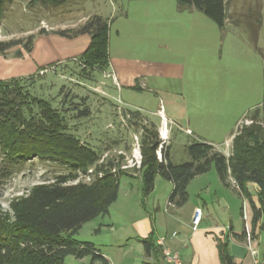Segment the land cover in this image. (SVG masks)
I'll list each match as a JSON object with an SVG mask.
<instances>
[{
    "label": "rangeland",
    "instance_id": "374dc122",
    "mask_svg": "<svg viewBox=\"0 0 264 264\" xmlns=\"http://www.w3.org/2000/svg\"><path fill=\"white\" fill-rule=\"evenodd\" d=\"M180 8L176 0H69L46 7L40 3H30L29 0H12L6 5L0 21V40L24 38L42 28L46 32L73 28L83 23L88 16L98 14L109 22V52L110 47L112 52L114 44L118 43V53L129 56L140 46L153 42L158 46L163 45L159 49L164 54L161 58H167L170 52L164 49L165 43H176V46L180 43L179 45L186 48L189 31L194 24L192 29L194 35H200L198 41L195 39L193 41L195 51L191 49V55L180 56L183 61H191L189 64L186 63L187 67L191 66V78L184 81L186 88L191 90L187 98L199 101L203 113L209 109V113H213L214 116H226V121L230 125L234 119L231 128L233 133L240 128L239 126L236 128L237 123L245 118L251 119L249 116L256 109L257 121L264 125V0H226L227 16L223 29L201 12L195 20L183 19L181 13L177 11ZM16 48L18 46L8 49L7 55L13 57ZM60 49L56 55L66 53L63 45ZM74 58L75 56L55 60L40 66L32 74L14 78H23L22 84L31 95L49 100L52 106L63 114L68 133L74 134L81 144L92 147L98 153L95 161L87 167L108 172L112 165H119L122 162V157L117 155V151L129 150L132 134L137 128L143 127L144 124L147 126L149 123L144 118L140 122L133 118L131 111L138 107L132 106L130 109L124 103L125 105L117 111L118 106L122 104L118 98L119 83L114 73L108 74L106 70L82 71L85 65L81 66V61ZM87 76L92 79H87ZM169 81L165 85L170 91L182 88V85ZM67 91L66 101L63 102V95ZM83 96L86 97L90 113L77 117L71 109L73 104L70 103V99L80 103ZM170 97L178 99L179 96L177 94ZM77 105L78 108L83 107L82 104ZM33 108L36 111V107ZM160 126L161 119L158 127H154L158 131ZM176 127L170 125L172 129L170 159L174 163L187 159L185 145L194 141L192 136L185 135ZM230 138L229 136L222 142L214 144L217 146L215 148L222 152ZM170 142L169 140V145ZM229 144L231 143H228L227 150L231 152ZM114 151L115 155L107 156L100 162L106 152L110 155ZM30 161L23 166L13 167L12 172L4 175L2 173L4 167L10 166L0 152V214L7 212L11 215L12 201L27 196L34 186L56 183L55 176L66 172V166L62 167L57 162L38 158ZM86 168L78 169L76 177L71 182L59 184L66 186L68 183H76L80 180L79 173ZM210 173L213 174L210 177L211 187L219 188L230 198L231 219L237 229H242L244 224V237L248 241L253 237V230L251 231L249 220L245 218L244 206L241 208V198L231 187H224L219 182L214 167ZM209 176L210 174L206 177ZM197 187L195 183L190 188L193 197ZM123 194L129 198L138 196L139 201L143 200L140 176L123 174L119 177L118 199L128 200ZM102 218V215H98L85 222L75 237L87 239L92 224H97ZM257 242L259 244L254 247L257 251L256 257L264 264V216ZM64 264H77V261L72 255H68Z\"/></svg>",
    "mask_w": 264,
    "mask_h": 264
},
{
    "label": "trees",
    "instance_id": "16d2710c",
    "mask_svg": "<svg viewBox=\"0 0 264 264\" xmlns=\"http://www.w3.org/2000/svg\"><path fill=\"white\" fill-rule=\"evenodd\" d=\"M12 0H0V21L6 5ZM69 0H29L46 5L62 4ZM181 8L194 7L223 29L226 20V0H176ZM109 22L98 14L68 29L48 32L65 38L88 34L90 42L74 59L81 61L82 71H105L108 68ZM43 28L24 38L0 40V54L7 55L10 48L18 46L14 56H21L23 49L30 52L38 34L48 33ZM87 79H92L87 76ZM23 78L0 79V152L10 166L3 174H9L15 166H23L31 159L57 162L66 172L55 176L57 182L34 186L27 196L11 202L12 214H0V264H64L66 256L82 258L90 255L91 261L100 255L90 241L74 238V234L90 219L107 215L110 205L118 195L119 177L123 174L140 176L145 197L153 188L156 175L171 181L173 188L168 202L181 206L188 199L187 185L196 176L214 167L220 181L226 187L247 199L252 216V230L264 216V125L258 122L257 109L250 115L252 123L243 125L232 138L230 156L226 157L213 144L194 140L185 145L187 159L174 163L169 157L158 161L155 149L158 132L154 125H143L141 134L142 163L139 172H105L90 182L79 180L64 186L60 182L74 179L77 170L86 168L98 157L90 146L81 144L79 138L68 133L63 114L47 99L31 95L22 84ZM68 91L63 95L66 101ZM68 101V100H67ZM71 109L75 116H86L90 108L86 97L74 102ZM77 104L83 107L78 108ZM33 107H36V111ZM68 110V108H67ZM133 113V112H132ZM132 115H135L133 113ZM234 180L235 185L232 184ZM248 182L257 185L258 206L252 199ZM241 234H245L244 230ZM146 256L158 250L151 235L141 238ZM221 264H235L228 249V238L218 241ZM103 264H107L103 261ZM153 264H158L157 260Z\"/></svg>",
    "mask_w": 264,
    "mask_h": 264
},
{
    "label": "crops",
    "instance_id": "0c3cea01",
    "mask_svg": "<svg viewBox=\"0 0 264 264\" xmlns=\"http://www.w3.org/2000/svg\"><path fill=\"white\" fill-rule=\"evenodd\" d=\"M177 11L181 13L183 19L192 20L197 19L200 13L192 6L180 8ZM193 26L194 24L189 31L186 48L179 45L180 43L179 46H176V43H165L164 49L170 52L167 58H161L164 54L159 49L163 45L158 46L153 42L140 46L133 55L129 56L118 53V43L114 44L112 52L111 47L110 52L108 51L109 65L106 71L116 76L119 83L118 98L130 108L132 106L140 108V110L132 111L135 113L133 118L137 122L146 119L148 125L153 124L158 127L160 118L157 112L160 105L163 106L171 141L168 151L170 158L172 157V129H170L172 124L177 126L180 132L192 136L194 140L205 141L213 145L229 136L232 138L235 134L231 129L234 119L230 125L226 121V116H214L213 113H209V109L203 113L199 101L187 98L191 90L186 88L184 81L191 78V66L187 67L186 64L191 61H183L180 56L191 55V49L195 51L193 41L194 39L198 41L200 35H194ZM89 42L88 34L73 38L61 37L50 32L38 34L30 52L21 49L22 55L18 57L0 55V79L26 76L34 73L40 66L55 60L79 56ZM62 45L66 53L56 55L61 51ZM169 80L182 85V88L170 91L165 85L170 82ZM177 94L178 99L170 97ZM186 129L191 132L187 133ZM211 171L212 167L207 172L196 175L188 183V199L181 206L168 202V195L173 184L160 175L155 176L152 190L145 197L143 196L141 201L138 196L129 198L126 194L123 195L128 200L120 201L117 195L116 200L110 205L109 213L102 215L103 218L98 220L97 224H92L87 239H78L75 237L77 232L74 234V238L78 240L92 242L100 252L99 257L93 261L90 255L82 258L73 256L77 264H103V261L107 264H153L155 260L158 264H169L161 253V245L158 244L161 238L164 246L178 253L181 264H221L218 241L224 237L228 238V249L233 256L234 263L251 264L252 255L248 250V245L254 248L259 244L257 241L262 228L263 216L253 229V237L246 241L245 235L241 234L244 224L242 229H237L231 219L230 198L219 188L217 191L211 187L210 177L213 175ZM209 174L210 176L206 177ZM219 182L222 184L220 179ZM195 183L198 187L193 197L190 188ZM247 186L252 193L254 203L258 206L257 185L248 182ZM237 195L242 200L241 208L244 206L245 218L249 220L252 231L250 205L246 198L239 193ZM196 207L201 208V217L197 228L193 229L191 220ZM148 235L152 236L158 250L146 256L140 239Z\"/></svg>",
    "mask_w": 264,
    "mask_h": 264
},
{
    "label": "built area",
    "instance_id": "2783aa9c",
    "mask_svg": "<svg viewBox=\"0 0 264 264\" xmlns=\"http://www.w3.org/2000/svg\"><path fill=\"white\" fill-rule=\"evenodd\" d=\"M121 104H122V106H118L117 111H119L120 108H122L123 105H125L124 102H122V101H121ZM134 110H140V108H136ZM157 113L161 119V126H160V129H158V131H157L158 132V143H157V147L155 149V154H156L157 160L162 161V160H165V157H164L165 149H166V147L169 146V134H168L169 128H167L168 120H167L165 114L163 113V106L162 105H160V108H159ZM251 123H252V119L245 118L244 120L237 123L236 128L238 129V126L241 128L242 125H247V124H251ZM142 132H143V127H140V128H137L135 130V132L132 134V137H131L132 142H131V147L129 150H118L117 151V155L122 157V162L119 165H115V166L112 165V167L109 165L111 168L108 169L109 170L108 172H110V173H117L118 171H130V172L132 171L134 173L139 172V170L141 168V163H142V151H141V134H142ZM186 132L190 133L191 131L189 129H186ZM232 138H230L229 140L226 141V143H225L226 148L222 149V153L226 157L230 156V154H231V152H229L227 150V146H228V143L230 142L231 144H229V145H231V147H232ZM115 153H116V151H114L113 154L110 153V155H109L108 152H106L102 156L100 162L103 161V159L105 157L115 155ZM79 174L81 175L80 180H83L84 182H90L95 177L96 178L102 177L105 174V172L103 170L94 169L92 167H87L82 173H79ZM231 182L233 185H235L234 180H232ZM200 217H201V208L196 207L194 209V213L192 215V220H191L193 229L197 228V225L199 224V221H200ZM158 244H160L162 247L161 253H162L166 262H168L169 264H181L180 256L178 255V253L174 252L170 248L164 246L162 238L160 240H158ZM248 250H249L250 254L252 255L251 264H262L258 260V258L256 257V254H257L256 249L253 247H250V248H248Z\"/></svg>",
    "mask_w": 264,
    "mask_h": 264
}]
</instances>
